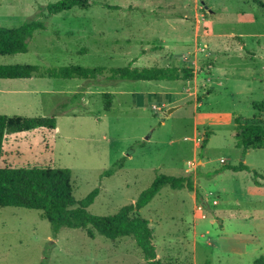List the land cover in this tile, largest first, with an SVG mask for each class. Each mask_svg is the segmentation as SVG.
Returning a JSON list of instances; mask_svg holds the SVG:
<instances>
[{"label": "rangeland", "instance_id": "obj_1", "mask_svg": "<svg viewBox=\"0 0 264 264\" xmlns=\"http://www.w3.org/2000/svg\"><path fill=\"white\" fill-rule=\"evenodd\" d=\"M58 1L0 0V26L47 25L26 54L1 56L0 65L111 68L135 60V67H193L195 78L0 80V115L57 121L55 130L6 135L1 167L71 170L77 200L98 190L88 209L95 216L135 203L158 175H191L195 191L165 187L139 212L154 231L158 259L264 264V187L255 186L250 172L217 173L244 162L264 174V149L244 159L234 123L236 117L264 120V9L257 3L264 0H90L88 9L48 17L46 7ZM160 39L169 43L163 53H143L141 41L158 45ZM78 92L83 108L59 107ZM164 93L174 97L173 106H162ZM124 157L122 170L102 178ZM0 264L146 262L132 238H91L80 229L55 236L41 211L6 207L0 208Z\"/></svg>", "mask_w": 264, "mask_h": 264}, {"label": "trees", "instance_id": "obj_2", "mask_svg": "<svg viewBox=\"0 0 264 264\" xmlns=\"http://www.w3.org/2000/svg\"><path fill=\"white\" fill-rule=\"evenodd\" d=\"M257 3L264 9L263 2L257 1ZM90 6V0H60L57 3L49 4L44 12L48 17H53L74 8L88 9ZM111 8L118 9L117 7ZM45 30H47L46 23L38 20L27 21L17 28L0 26V57L26 54L29 41L37 32ZM133 62L125 67L111 68L102 66L86 68L79 65L49 68L31 64L0 65V80L47 78L96 81L109 74L108 78L115 81L175 82L191 81L196 74L193 67H135ZM157 96L159 95L153 94L151 98ZM83 97L82 92L74 93L59 107L65 111L83 108ZM110 106L109 101L105 102L106 110ZM234 123L237 146L243 149L244 159L247 152L264 149V120L236 117ZM56 128L57 121L53 117L0 115V208L13 207L41 211L45 220L51 225L55 236L64 229H80L85 230L91 238L95 234L110 241L132 238L135 245L141 250L146 264H163L157 257L155 236L150 222L143 218L139 212L148 206L165 187L172 190L195 191L193 177L191 175L184 177L158 175L135 203L122 207L111 216L92 215L88 209L98 197V190L92 191L82 200H77L74 196L71 170L1 167L3 142L6 135L40 129L55 130ZM207 139L202 142L201 149L205 148ZM125 161V157L120 159L103 173L102 178L114 176L124 168ZM226 170L235 173L250 172L255 186L264 187V174L251 170L244 162L238 165H225L217 173Z\"/></svg>", "mask_w": 264, "mask_h": 264}, {"label": "crops", "instance_id": "obj_3", "mask_svg": "<svg viewBox=\"0 0 264 264\" xmlns=\"http://www.w3.org/2000/svg\"><path fill=\"white\" fill-rule=\"evenodd\" d=\"M172 18H176L178 20H187V21H189V18H187L186 16H184V17H182V16L173 17L172 16ZM160 40L161 41H158V45H152L151 43H147L144 46L142 45V41H141V47H143V53L145 55H152L153 53L154 54L163 53V51L167 47V44H169V43L165 42L162 39H160ZM147 47H150L151 49L147 50ZM168 49H169V47H168ZM170 50H171V48H170ZM170 50L168 52H172ZM146 57L148 58V56H146ZM134 62H135V60H134ZM163 96H164L165 102L162 104V106L170 107V106H173L175 104V100L173 99L174 97L172 95H170L169 93H164ZM196 123H197L196 125H198L200 123L199 120H197Z\"/></svg>", "mask_w": 264, "mask_h": 264}, {"label": "water", "instance_id": "obj_4", "mask_svg": "<svg viewBox=\"0 0 264 264\" xmlns=\"http://www.w3.org/2000/svg\"><path fill=\"white\" fill-rule=\"evenodd\" d=\"M180 108H182V105L171 107L167 110V113H168V115H170V114L174 113L175 111L179 110Z\"/></svg>", "mask_w": 264, "mask_h": 264}]
</instances>
